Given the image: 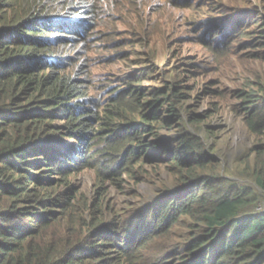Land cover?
I'll return each instance as SVG.
<instances>
[{"label":"trees","instance_id":"16d2710c","mask_svg":"<svg viewBox=\"0 0 264 264\" xmlns=\"http://www.w3.org/2000/svg\"><path fill=\"white\" fill-rule=\"evenodd\" d=\"M98 9L89 0H0V264H172L161 240L181 264H264V85L237 93L256 146L235 169L214 156L200 134L206 119L179 82L134 87L100 114L80 79L87 70L66 71L80 53L63 56L90 36ZM255 23L223 24L214 46L245 37ZM163 129L175 136L163 139ZM58 137L75 151L50 143ZM94 162L98 180L122 183L136 164L163 168L170 179L138 214L107 223L113 212L103 198L63 191ZM176 227L187 230L181 243L172 240ZM157 242L162 263L149 257Z\"/></svg>","mask_w":264,"mask_h":264},{"label":"rangeland","instance_id":"374dc122","mask_svg":"<svg viewBox=\"0 0 264 264\" xmlns=\"http://www.w3.org/2000/svg\"><path fill=\"white\" fill-rule=\"evenodd\" d=\"M89 1L99 7L98 20L90 28V36L67 49L63 56L73 60L80 53L78 66L68 65L70 69L66 71L72 74L87 70L80 79H88L92 108L101 114L118 94L132 91L134 87L162 88L169 81L179 82L184 94L190 93L187 103L193 113L206 119L200 134L215 147L214 156L222 160V166L235 169L236 158L256 146L245 129L237 93L250 84L264 85V48L260 47L264 0ZM235 20L256 23L247 29L245 37L235 33L230 45L228 42L219 48L214 46L213 42L223 34V24ZM219 25L222 28L212 30ZM160 133L165 140L175 136L167 129ZM49 141L75 151L70 140L58 137ZM262 141L264 144V137ZM92 165L96 167L67 178L69 186H64L63 191L95 203L103 198V204L113 212L108 214L107 223L121 221L123 224V217L138 214L140 206L155 198L170 179L163 168L146 164L142 171L136 164L134 170L139 169L141 181L135 176L132 178L134 170L132 174L124 173L122 183L114 179L98 180V164ZM149 172L159 175H149ZM172 232L173 242L181 243L187 230L176 227ZM161 242L170 254L168 261L181 264L174 258V246ZM159 243L148 245L153 249L149 257L154 263L165 261L158 259L160 255L155 247L162 245Z\"/></svg>","mask_w":264,"mask_h":264}]
</instances>
